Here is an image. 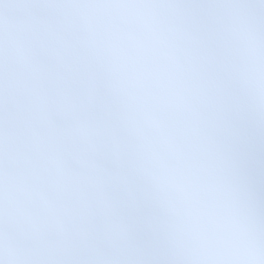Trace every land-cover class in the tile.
<instances>
[{
  "label": "snow or ice",
  "instance_id": "snow-or-ice-1",
  "mask_svg": "<svg viewBox=\"0 0 264 264\" xmlns=\"http://www.w3.org/2000/svg\"><path fill=\"white\" fill-rule=\"evenodd\" d=\"M0 264H264V0H0Z\"/></svg>",
  "mask_w": 264,
  "mask_h": 264
}]
</instances>
